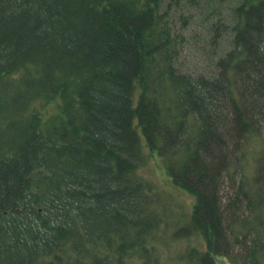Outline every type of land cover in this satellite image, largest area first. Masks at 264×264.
Masks as SVG:
<instances>
[{
	"label": "trees",
	"instance_id": "trees-1",
	"mask_svg": "<svg viewBox=\"0 0 264 264\" xmlns=\"http://www.w3.org/2000/svg\"><path fill=\"white\" fill-rule=\"evenodd\" d=\"M182 1L0 0V264H160L142 139L194 197L191 263L259 264L263 232L236 214L264 196L217 188L264 123V0L236 8L221 78L178 67Z\"/></svg>",
	"mask_w": 264,
	"mask_h": 264
},
{
	"label": "rangeland",
	"instance_id": "rangeland-1",
	"mask_svg": "<svg viewBox=\"0 0 264 264\" xmlns=\"http://www.w3.org/2000/svg\"><path fill=\"white\" fill-rule=\"evenodd\" d=\"M241 2L242 0H183L178 6L169 9L173 32L178 35L180 41L177 65L182 72L211 78L224 76L225 57L233 49L235 38L233 27L237 22L236 8ZM228 74L233 77L235 73L232 70ZM136 96L135 94V98ZM251 131L249 135L246 134L247 142L243 148L244 156L241 169L235 177L236 181L228 178L229 174L227 175V170L223 167L222 173L218 175L220 185L217 191H223L218 194L223 196L224 201H227V192L231 191L232 194L240 191L239 178L247 197L252 201L255 193L256 196H264V123ZM141 141L143 151L149 157L139 169V173L156 190L157 210L158 213L161 211L163 217L157 237L151 241L154 246L153 253L160 264H192L188 258L189 250H206L202 233L189 225L194 197L172 183L165 173L161 159L156 154L150 155L144 147V140ZM229 173L231 175L230 168ZM256 182L260 183L263 191H256ZM243 211H238L237 219L246 218L249 225L257 224L259 227L254 226V229L261 228L259 232H263V235L260 239L264 242V205L255 207L252 212L249 207L246 209L244 204ZM252 237L253 235L249 234L246 241H251ZM257 257L260 258L259 264H264V251L257 254ZM214 260L217 264H232L231 252L230 257L215 255ZM142 263L137 257L130 264Z\"/></svg>",
	"mask_w": 264,
	"mask_h": 264
}]
</instances>
